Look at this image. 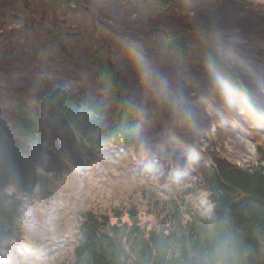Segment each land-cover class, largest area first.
I'll use <instances>...</instances> for the list:
<instances>
[{"label": "rangeland", "instance_id": "rangeland-1", "mask_svg": "<svg viewBox=\"0 0 264 264\" xmlns=\"http://www.w3.org/2000/svg\"><path fill=\"white\" fill-rule=\"evenodd\" d=\"M246 1L245 5L227 0L221 3L242 17L264 22V0ZM194 3L184 2L167 14L135 15L124 0H72V6L67 7L54 5L51 0H0L1 73L18 75L14 67L21 66V76L31 72L37 80L38 74L42 76L39 69L45 65L44 58L52 56L59 70L57 77H65L74 69L81 77L79 89L100 101L108 120L112 106L95 85L86 59V53L99 46L128 84L129 97L140 121V131L130 150L100 147L87 160H70L71 166L63 170L61 181L51 179L45 191L33 186L24 194L18 192L22 198V230L9 237L5 252L0 254V264L72 261L77 227L86 212L104 216L117 226L130 225L132 213L142 228H159L167 218V207L175 201L209 217L212 202L204 186L208 165L260 166L257 148L264 147V71L257 64V77L247 74V80L258 110L250 103L236 101L225 90L219 91L221 96L202 94V117L191 127H183L184 119L182 123L169 118L170 122L164 119L163 123L154 111L157 100L163 99L166 91L189 92L192 78L186 61H192L189 65L193 68L197 65L195 60L202 59L195 39L205 42L204 37L188 36L189 57L183 61L165 51L160 35L163 30L182 33L193 27L198 10L205 7ZM207 3L206 0L201 5ZM220 5H215V9ZM47 27L55 28L56 40L47 36ZM60 32L69 39L62 45L68 48V61L60 57ZM219 49L229 53L226 47ZM134 61L144 67L151 89L128 70ZM217 82H212L215 87ZM162 92L164 97H159ZM3 100L0 99V107ZM0 120L9 125L5 118ZM42 122L47 124L45 119ZM52 132L49 134L56 139V149L69 156L63 141ZM57 163L36 158L33 166L36 171L51 174L54 169H64ZM7 189L13 191L12 186Z\"/></svg>", "mask_w": 264, "mask_h": 264}, {"label": "trees", "instance_id": "trees-1", "mask_svg": "<svg viewBox=\"0 0 264 264\" xmlns=\"http://www.w3.org/2000/svg\"><path fill=\"white\" fill-rule=\"evenodd\" d=\"M124 1L135 15H154L170 12L180 1L196 0ZM207 1L208 5L198 10L193 27L182 33L163 29L164 33H160L165 51L183 61L189 57L190 34L191 37L198 34L205 40L195 39L201 61L196 59L197 65L193 68L189 65L192 61H186L192 78L189 92L180 94L170 89L166 91L167 101L162 92L159 97L165 99H158L157 108H152L163 123L164 119L170 122L169 118L179 122L184 119L183 127H191L202 117L203 93L216 96L226 90L237 94L242 91L243 96L253 94L247 74L257 77L255 64L264 71V22L242 17L223 5L224 0ZM70 2L51 0L54 5L61 4L60 7L72 6ZM227 2L247 3L246 0ZM218 4L222 6L217 10ZM52 30L46 34L56 40L55 28ZM212 38L220 42L214 43ZM220 47L228 48L229 53L226 55ZM60 51L62 55L65 53L62 45ZM51 57L44 58L45 65L39 69L42 76L38 74L37 80L31 72L21 76L24 70L21 66L14 67L18 75L0 72V99H4L0 118L9 121L6 125L0 120V248L10 234H18L22 229V202L17 192H25L33 183L43 191L51 179L59 182L65 170L58 168L52 176L39 173L33 166L34 155L40 160L71 166L69 158L56 149V139L51 138L50 132L83 157L106 146L128 151L138 134L135 125L139 126L140 121L129 97L128 84L106 56L105 49L91 48L86 59L95 85L112 106L108 120L100 101L79 89L81 77L74 66L71 67L74 71L58 78L59 70ZM128 70L151 89L143 66L130 62ZM213 80L218 81V86L215 87ZM257 153L259 167L208 165L204 183L213 204L208 218L175 201L167 207V218L159 228H142L132 213L130 225L117 226L111 225L104 216L86 212L77 227L73 259L63 264H214L212 253L221 240L229 243L232 253L229 264H264V147H258ZM9 185L17 192L9 191Z\"/></svg>", "mask_w": 264, "mask_h": 264}, {"label": "bare ground", "instance_id": "bare-ground-1", "mask_svg": "<svg viewBox=\"0 0 264 264\" xmlns=\"http://www.w3.org/2000/svg\"><path fill=\"white\" fill-rule=\"evenodd\" d=\"M72 1V0H71ZM206 1V0H205ZM205 1H200V0H196L195 1V3H194V1H189V2H193L195 5H199V8L200 7H204V6H206V5H208V3L206 4V5H201V3H205ZM182 3H184V2H178V4H176L175 5V8L174 9H176L179 5H181ZM173 9V10H174ZM173 10H171V11H173ZM171 11L170 12H168V13H171ZM158 14H167V13H158ZM50 30L51 31H53L52 30V28H50V27H47V29H46V31H48V32H50ZM69 39H68V36L66 35V34H64V33H62V32H60V34H59V41H58V44L59 45H64V44H66L67 42H69L68 41ZM70 47V46H69ZM63 48V47H62ZM71 48V47H70ZM72 49V48H71ZM63 51L65 52L63 55L62 54H60V57L61 58H63V56H65L64 57V61H66V60H68L67 58H68V55L67 54H69L68 53V48H63ZM61 53H62V51H61ZM54 57H56V56H54ZM240 92H242V91H239L238 92V94L235 92V93H231V92H228L236 101H245V102H252V103H255V104H257V102H256V100H255V98H254V95L253 94H250V93H246V95L245 96H243L242 95V93H240ZM180 94H185L184 92H180ZM219 96H221L220 94H218ZM135 128H136V132H139L140 130H139V126L137 125H135ZM18 156V155H17ZM36 158L37 159H39V156H36V155H34V157H33V159H34V162L36 161ZM18 159V158H17Z\"/></svg>", "mask_w": 264, "mask_h": 264}, {"label": "clouds", "instance_id": "clouds-1", "mask_svg": "<svg viewBox=\"0 0 264 264\" xmlns=\"http://www.w3.org/2000/svg\"><path fill=\"white\" fill-rule=\"evenodd\" d=\"M231 254L228 241H219L212 253L214 264H229Z\"/></svg>", "mask_w": 264, "mask_h": 264}]
</instances>
